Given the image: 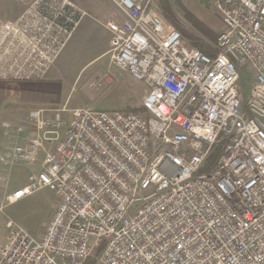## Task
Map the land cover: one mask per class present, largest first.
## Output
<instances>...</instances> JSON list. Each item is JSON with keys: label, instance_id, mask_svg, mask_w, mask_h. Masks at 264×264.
<instances>
[{"label": "built area", "instance_id": "obj_1", "mask_svg": "<svg viewBox=\"0 0 264 264\" xmlns=\"http://www.w3.org/2000/svg\"><path fill=\"white\" fill-rule=\"evenodd\" d=\"M111 1L124 16L106 23L111 61L147 85L143 112L27 110L8 159L37 170L6 202L48 189L54 210L39 237L9 220L0 264H82L98 246L100 264H264V0H213V54L153 0ZM17 2L0 17V79H40L84 15L71 0Z\"/></svg>", "mask_w": 264, "mask_h": 264}, {"label": "rangeland", "instance_id": "obj_2", "mask_svg": "<svg viewBox=\"0 0 264 264\" xmlns=\"http://www.w3.org/2000/svg\"><path fill=\"white\" fill-rule=\"evenodd\" d=\"M71 1L84 16L64 46L65 57H61V65L53 69V74L55 73L57 78L51 81L53 84L48 88V93L51 94V98H55V101H46L44 103L46 105L21 106L19 111L16 110L13 114L10 113L12 115L8 118H3V121H8L10 126L7 133L3 131L6 146L10 149L2 154L4 159L0 158L2 161H0V246L4 244L10 232L6 227L9 226V220L35 237H39L43 230L44 218L52 210L55 202L53 193L48 189L37 190L30 196L27 195L26 198L23 197L10 205L6 202L7 195L20 188V182H23L22 186L26 183H24L25 173L37 170L36 167L22 163H11L8 159L13 144L19 138L17 126L24 127L21 137L24 138L29 134L28 109L37 106L50 107L53 112H49V117L53 113H59L64 120L69 119L73 109L80 107L107 111L143 112L141 104L148 91L147 85L133 78L126 69L114 65L110 53L105 52L110 48V43L104 25L112 18L121 22L123 20L121 12L111 0ZM167 2L174 16V23L189 32H194L197 36L195 40L205 41L213 48L214 53L216 51L215 38L224 29V25L213 0H167ZM159 4V0H153L155 10L161 14ZM21 10L22 5L17 0H0V17L15 18L16 16H11L15 12L20 13ZM162 17L173 25L168 18L163 15ZM196 19H199L201 25L216 35L210 37L199 34L192 25V22H197ZM184 39L188 42L187 38L184 37ZM239 71L242 76L239 81V90L248 97L255 72L249 64L241 66ZM10 80L15 81L16 79ZM56 87H58L57 91H55ZM7 107L13 108L11 104ZM26 166L30 168L27 170ZM101 248V246L95 247L85 261L94 257V264H100Z\"/></svg>", "mask_w": 264, "mask_h": 264}, {"label": "crops", "instance_id": "obj_3", "mask_svg": "<svg viewBox=\"0 0 264 264\" xmlns=\"http://www.w3.org/2000/svg\"><path fill=\"white\" fill-rule=\"evenodd\" d=\"M18 14H16V12H15L11 17H15ZM121 17H122V19H124L123 15ZM114 19L115 18H112L108 21H111ZM104 28L106 29V31L109 35V43H110L111 31L108 29L106 24L104 25ZM71 37H72V35H71ZM65 46H66V44H65ZM64 50H65V47L62 49L59 57L56 59L55 64L53 66H51V68L48 70L46 76H44L43 78L28 79V80H15V81L1 80L0 79V155L4 154L7 150L10 149V148L9 149L7 148L6 143H5V139L3 136V135H5L3 132L4 129L2 127L3 118H8V116H11L13 114V112H15L16 110H18V109L20 110L21 106L46 105V104H44L46 101H49V100L55 101V98H53V97L51 98V94L48 93V88L53 84V82H51V81H55V79L57 78L56 74L55 73L53 74V69L55 70V68H57L59 65H61V57L62 56H63V58L65 57ZM109 51H110V48L107 49L105 52H109ZM57 89H58V87H56L55 91H57ZM9 104H11L13 106V108L9 109V107H7ZM10 113H12V114H10ZM22 138L20 137L19 139L21 140ZM30 167H27V170ZM30 172H32V171H27L25 173L24 183L26 182L27 175ZM22 183L23 182H20L19 185L21 186ZM54 200H55V196H54ZM54 204H55V202H54ZM54 204H53L52 210L44 218V222H43L44 224L49 219V217L51 216V214L54 210ZM7 205H10V204H7ZM44 224H43V227H44ZM25 231H27V230L25 229Z\"/></svg>", "mask_w": 264, "mask_h": 264}, {"label": "trees", "instance_id": "obj_4", "mask_svg": "<svg viewBox=\"0 0 264 264\" xmlns=\"http://www.w3.org/2000/svg\"><path fill=\"white\" fill-rule=\"evenodd\" d=\"M160 4H159V8H160V12L163 16H165L166 18H168V21L170 23H172L183 35V37L187 38L188 42H186V40L184 39V42L187 45H190L192 47H195L205 53L208 54H213V48L211 46H208L207 43L205 41H201V40H195V38H197V36L194 34V32H189L187 30H185L184 28H182L181 26H179L177 23H174V16L172 14L171 8L169 6V3L167 2V0H159ZM195 21V20H194ZM197 22H192V25L197 29V31L199 32V34H205L207 36L213 37L216 34L214 32H212L211 30L205 28L203 25L200 24V20L196 19ZM217 37V36H216ZM216 39V38H215ZM142 108V107H141ZM84 264H94V257L88 258Z\"/></svg>", "mask_w": 264, "mask_h": 264}]
</instances>
